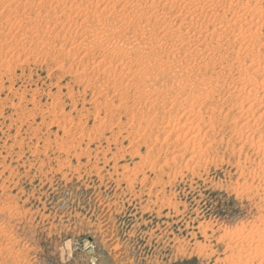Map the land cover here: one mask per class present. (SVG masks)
<instances>
[{
  "label": "rangeland",
  "instance_id": "obj_1",
  "mask_svg": "<svg viewBox=\"0 0 264 264\" xmlns=\"http://www.w3.org/2000/svg\"><path fill=\"white\" fill-rule=\"evenodd\" d=\"M98 1L0 0V264H264V0Z\"/></svg>",
  "mask_w": 264,
  "mask_h": 264
},
{
  "label": "bare ground",
  "instance_id": "obj_2",
  "mask_svg": "<svg viewBox=\"0 0 264 264\" xmlns=\"http://www.w3.org/2000/svg\"><path fill=\"white\" fill-rule=\"evenodd\" d=\"M4 1H6V0H4ZM18 1H19V0H18ZM96 1H97V0H96ZM100 1H101V0H100ZM100 1H98V2H100ZM120 1H122V0H120ZM8 2H9V1H8ZM106 2H107V1H106ZM101 3H102V2H101ZM0 4H2V3L0 2ZM105 4H106V3H105ZM117 4H118V3H117ZM124 4H126V3H124ZM143 5H144V4H143ZM8 6H9V5H8ZM136 6H137V5H136ZM96 7H97V6H96ZM77 8H78V7H77ZM133 8H134V7H133ZM9 9H10V8H9ZM100 9H101V8H100ZM120 9H121V8H120ZM136 10H137V9H136ZM6 11H7V10H6ZM114 11H115V10H114ZM8 12H9V11H8ZM127 12H128V11H127ZM121 13H122V12H121ZM123 15H124V13H123ZM261 16H262V15H261ZM7 17H8V16H7ZM120 17H122V16H120ZM122 19H123V18H122ZM261 19H264V18H261ZM261 19H260V20H261ZM30 21H31V20H30ZM255 22H256V21H255ZM99 24H100V23H99ZM244 24H245L246 26L248 25V27H247L248 31H243V33H244V32H249V33H250V38L252 39V38L254 37V35L251 34V29H252V27H256V28H257V27H260V26H258V23H257V22H256V23H254V21L252 22V20H250L249 22L247 21V22H245ZM259 25H260V24H259ZM261 25H262V24H261ZM101 26H102V25H101ZM162 27H163V26H162ZM159 28H160V27H159ZM101 29H102V28H101ZM87 30H88V29H87ZM98 30H99V29H98ZM223 30H224V29H223ZM239 30H240V29H239ZM217 31H218V30H217ZM217 31H216V32H217ZM88 32H89V31H88ZM165 32H166V31H165ZM223 32H224V31H223ZM252 32H253V31H252ZM253 33H254V32H253ZM95 35H96V34H95ZM242 35H243V37H245L246 39H249V35H246V34H245V36H244V34H242ZM252 35H253V37H251ZM241 38H242V37H241ZM251 39H250L249 41H252ZM239 40H240V39H239ZM243 40L245 41V39H243ZM253 41H254V39H253ZM258 41H259V40H258ZM263 41H264V40H263ZM90 42H91V41H90ZM241 42H243V41H241ZM245 42H247V41H245ZM80 43H81V42H80ZM6 44H7V43H6ZM250 44H251V43H250ZM80 46H82V45H80ZM71 47H72V46H71ZM88 49H89V48H88ZM4 50H5V49H4ZM61 51H62V50H61ZM69 51H70V50H69ZM10 52H11V51H10ZM8 53H9V52H8ZM8 53H7V54H8ZM24 53H25V52H24ZM248 53H249V52H248ZM253 53H254V52H253ZM10 54H11V53H10ZM256 54H257V53H256ZM256 54H255V56H256ZM258 54H260V53H258ZM85 55H86V54H85ZM118 55H120V54H118ZM80 56H81V55H80ZM71 57H72V56H71ZM253 57H254V56H253ZM15 58H16V57H15ZM256 58H257V57H256ZM256 58H255V59H256ZM105 60H106V59H105ZM120 60H121V59H120ZM189 60H190V59H189ZM249 60H250V59H249ZM251 60H252V59H251ZM256 60H257V59H256ZM256 60H255V61H256ZM99 61H100V60H99ZM110 61H111V60H110ZM255 61H254V62H255ZM258 61H260V60H258ZM249 63H251V62L249 61ZM249 63H248V64H249ZM107 64H108V63H107ZM109 64H110V63H109ZM257 64H258V63H257ZM243 65H244V64H243ZM253 66H254V65H253ZM253 66H252V68H253ZM257 66H258V65H257ZM257 66H256V67H257ZM130 67H131V66H130ZM256 67H255V68H256ZM261 67H262V66H261ZM238 68H239V67H238ZM244 68H247V67H244ZM258 68H260V66H258ZM258 68H256V69H257V73H258ZM262 68H263V67H262ZM247 69H248V68H247ZM250 69H251V68H250ZM253 69H254V68H253ZM237 70H239V69H237ZM248 70H249V69H248ZM260 70H261V68H260ZM236 72L238 73V72H240V71H236ZM245 72H246V71H244V73H245ZM253 72L256 73V71H254V70H253ZM262 72H264V71H262ZM263 74H264V73H263ZM244 75H245V74H244ZM249 75H250V74H249ZM251 75H252V74H251ZM263 76H264V75H263ZM120 77H121V75H120ZM243 77H244V76L242 75V78H243ZM261 77H262V76H261ZM238 78H239V77H238ZM259 78H260V77H259ZM262 78H263L262 81H257V83L261 82L260 84H257L254 88H253V86L250 87V88H251L250 91L252 90L251 93H250V91L247 92L248 94L250 93L249 98L253 95L252 100H256V101H255L256 103H257V101H258V100H257L258 98H256V93H255L256 91L253 92V90H256L259 86H260V87H264V77H262ZM243 79H244V78H243ZM243 79H242V80H243ZM247 79H248V78H247ZM247 79H246L245 81H247ZM242 80H241V82H242ZM200 82H201V81H200ZM239 82H240V81H239ZM243 82H244V81H243ZM249 82L251 83V81H249ZM252 82H253V81H252ZM250 83H249V84H250ZM241 84H242V83H241ZM249 84L247 85L248 87L251 86L253 83L250 84V85H249ZM205 86H206V85H205ZM241 87H242V86H241ZM200 88H201V87H200ZM242 88H244V87H242ZM252 88H253V89H252ZM204 89H206V88H204ZM204 89H203V90H204ZM210 89H211V88H210ZM238 89H239V88H238ZM233 90H234V89H233ZM239 90H240V89H239ZM242 90H243V89H242ZM242 90H241V91H242ZM261 90H262V89H261ZM206 91L209 92V91H211V90H206ZM201 92H202V91H201ZM258 92H259V91H258ZM204 93H205V92H204ZM206 93H207V92H206ZM244 94H246V93H244ZM248 94H247V96H248ZM198 95H199V94H198ZM205 95H206V94H205ZM205 95H204L203 97H204V99H207V98H205ZM214 95H215V94H214ZM263 95H264V94H263ZM194 97H196V96H194ZM238 97H239V96H238ZM243 97H246V95L243 96ZM257 97H258V96H257ZM261 97H262V96H261ZM261 97H260V98H261ZM198 98H199V97H198ZM262 98H263V97H262ZM202 99H203V98H202ZM209 99H211V98H209ZM213 99H214V98H213ZM188 100H189V99H188ZM200 100H201V99H200ZM252 100H251L252 103H247L248 101L245 102V103H247L248 105L250 104V105H249V107H250L249 109L252 108V107H251L252 105L254 106V108H255V106L257 105V104L255 105V104H254L255 102L252 101ZM259 100H260V99H259ZM194 101H195V100H194ZM196 101H197V100H196ZM205 101H206V100H205ZM201 102H202V101H201ZM203 102H204V100H203ZM241 102H242V100H241ZM191 103H192V102H191ZM258 103H259V104H258V106H259L261 102H258ZM75 104H76V103H75ZM240 104H241V103H240ZM192 105H193V103H192ZM261 105L263 106V104H261ZM73 106H75V105L73 104ZM241 106H244V105H241ZM241 106H240V107H241ZM238 107H239V106H238ZM245 108H246V107H245ZM249 113H250V112H249ZM253 113H255V112H253ZM259 113H260V112H259ZM262 114H263V112H262ZM262 114H260V117H261ZM242 117H243V116H242ZM171 125H172V124H171ZM190 125H191V124H190ZM188 129H189V128H188ZM191 129H193V128H191ZM189 130H190V129H189ZM206 130H207V129H206ZM191 131H192V130H191ZM186 132H187V131H186ZM186 132H185V133H186ZM189 132H190V131H189ZM197 132H198V131H197ZM191 133H192V132H191ZM181 134H183V133H181ZM186 134H189V133H186ZM186 134H185V135H186ZM193 134H194V133H193ZM193 134H191V135L194 136ZM236 134H237V133H236ZM195 136H196V135H195ZM155 141H156V140H155ZM192 141H193V140H192ZM195 141H196V140H195ZM193 142H194V141H193ZM206 142H207V141H206ZM201 145H202V144H201ZM204 146H205V145H204ZM198 147H199V146H198ZM204 148H205V147H204ZM191 149H192V148H191ZM201 150H202V148H201ZM204 151H205V150H204ZM263 151H264V149H263ZM195 153H198V152H195ZM193 156H194V155H193ZM193 156H192V157H193ZM188 159H189V158H188ZM187 161H188V160H187ZM163 163H164V162H163ZM167 163H168V162H167Z\"/></svg>",
  "mask_w": 264,
  "mask_h": 264
}]
</instances>
